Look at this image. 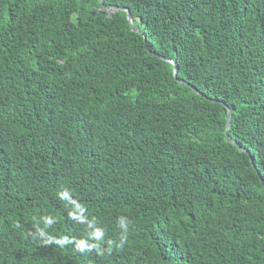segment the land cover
Wrapping results in <instances>:
<instances>
[{"label": "trees", "instance_id": "obj_1", "mask_svg": "<svg viewBox=\"0 0 264 264\" xmlns=\"http://www.w3.org/2000/svg\"><path fill=\"white\" fill-rule=\"evenodd\" d=\"M0 264H264V0H0Z\"/></svg>", "mask_w": 264, "mask_h": 264}, {"label": "water", "instance_id": "obj_2", "mask_svg": "<svg viewBox=\"0 0 264 264\" xmlns=\"http://www.w3.org/2000/svg\"><path fill=\"white\" fill-rule=\"evenodd\" d=\"M101 2L103 3L104 0H101ZM104 8L107 9L108 11H115V10H119V9H126L127 10L128 20H129L130 24L132 25V28L137 31V28L133 24L132 15H131V12H130V9L129 8H123V7H112V8H108L105 5H104ZM177 72H178V65L175 64V68H174V74H175V76H177ZM230 125H231V110L229 109L227 129H229ZM233 142L236 143L235 141H233Z\"/></svg>", "mask_w": 264, "mask_h": 264}]
</instances>
